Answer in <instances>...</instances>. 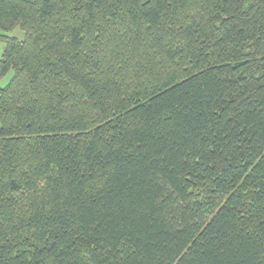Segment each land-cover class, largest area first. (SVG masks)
I'll list each match as a JSON object with an SVG mask.
<instances>
[{"label":"trees","instance_id":"16d2710c","mask_svg":"<svg viewBox=\"0 0 264 264\" xmlns=\"http://www.w3.org/2000/svg\"><path fill=\"white\" fill-rule=\"evenodd\" d=\"M0 264H264V0H0Z\"/></svg>","mask_w":264,"mask_h":264},{"label":"rangeland","instance_id":"374dc122","mask_svg":"<svg viewBox=\"0 0 264 264\" xmlns=\"http://www.w3.org/2000/svg\"><path fill=\"white\" fill-rule=\"evenodd\" d=\"M0 34H6L10 37H16L18 39H23V37H24L23 31L19 28H15V29L8 31V32L0 31ZM4 49H5V43H4V41H2L0 39V58L3 54ZM12 75H13V69H10V71L4 77H2L0 79V86L1 87L5 86L9 82Z\"/></svg>","mask_w":264,"mask_h":264}]
</instances>
